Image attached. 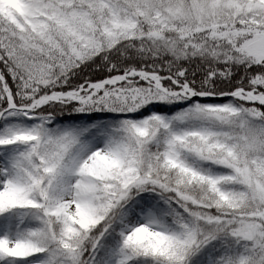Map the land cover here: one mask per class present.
I'll return each mask as SVG.
<instances>
[{
	"label": "snow or ice",
	"instance_id": "obj_1",
	"mask_svg": "<svg viewBox=\"0 0 264 264\" xmlns=\"http://www.w3.org/2000/svg\"><path fill=\"white\" fill-rule=\"evenodd\" d=\"M0 264H264V0H0Z\"/></svg>",
	"mask_w": 264,
	"mask_h": 264
}]
</instances>
